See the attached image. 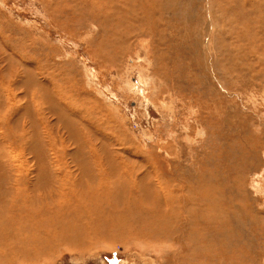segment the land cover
<instances>
[{"label":"rangeland","instance_id":"rangeland-1","mask_svg":"<svg viewBox=\"0 0 264 264\" xmlns=\"http://www.w3.org/2000/svg\"><path fill=\"white\" fill-rule=\"evenodd\" d=\"M261 16L264 0H0V166L28 189L40 166L52 184L101 170L160 203L115 228L106 192L85 245L19 264H264Z\"/></svg>","mask_w":264,"mask_h":264},{"label":"bare ground","instance_id":"bare-ground-1","mask_svg":"<svg viewBox=\"0 0 264 264\" xmlns=\"http://www.w3.org/2000/svg\"><path fill=\"white\" fill-rule=\"evenodd\" d=\"M260 21H264V17L262 19V16H261L260 17ZM259 27H260V25H259ZM112 32L114 33L113 30H112ZM114 35L116 36L117 34H114ZM40 86L43 87L42 84ZM37 87H38V85H37ZM5 89L6 88L4 87V90ZM40 90H42V88L38 87V92ZM45 91H46V89H45ZM6 97H7V95H6ZM6 99H9V98H6ZM52 101H51V103H52ZM1 121H0V123H1ZM74 128H76V127H74ZM0 135H2V133ZM16 135H18V134H16ZM0 139H2V138H0ZM3 144L4 143H2V145H1L2 147L5 145V144L4 145ZM4 149H5V146H4ZM4 152H5V150H4ZM42 155H45V154H42ZM54 158H56V157H54ZM95 159H97V157ZM44 161L45 160L43 159L42 162H44ZM9 165H11V164H9ZM9 165H8V168H11ZM38 165H39V163H38ZM14 166H15V164H14ZM20 167H22V166H20ZM135 167H137V166H135ZM27 168L25 170H27ZM58 169L56 168V170L53 171L49 167H42V169H41V166H40V169L37 170L36 173H34L35 181H34L33 185L31 184L32 188L28 189L29 188L28 186H26V185L23 186V183H25V184L27 183V177H29V176H27L28 173H26V171H23V173L20 172V171L19 172L18 171L14 172L11 169L7 170L6 167L3 168V166H0V264H19V263H23L24 261H22V260L27 259L33 251H35L36 254L40 253V255H41L42 252H43V249H40V248L42 246H50L52 249L53 248H57L59 246L73 248L75 240L73 241L72 239H74V238L76 239V235L81 236L80 235L81 232H85L86 233V232H88V230H90L92 232L98 230L99 225L97 224V222L96 223L92 222V218L93 217H99V216H96V214H94L93 208H91V206L95 208L94 210L99 211L101 207L97 208L96 207L97 205L94 206L92 203L95 200L98 201L99 199H102V198H103V200H105L106 198H104V195H106L107 193H108V198H107V200L103 201L104 202V204H103L104 207L102 206L101 214L104 215V213L106 211L111 212L112 215H114L113 217L117 218L115 223H114V227L115 228H120V226L122 224L120 216L124 215L126 212H127V214H132V212L134 210H137V209L138 210H142L143 208H152V207H155V203H159V202H155L154 203V200H153L154 198H153V195H151V194L148 196V199H147V197H146V199H144V195H143L142 191L137 192L138 193V196H137L138 198L135 199L137 201L130 202L126 198L127 195L126 194H122V190L121 189L115 188L113 186V183H112L113 178H112V176L110 174L104 173L101 170H99V171L90 170V173H89L87 171V169L84 168L85 169L84 170V169L79 168L77 170L75 169V171L73 173L74 176L70 173L71 171L70 172L68 171L69 173H66V174H64L62 176H59V177H56L55 179H53V180H56L57 182H55V184H52L51 182H49L50 180L48 181V178L51 175V174L49 175V173L55 172V174H59V170ZM97 169H99V168H97ZM124 170H126V169L124 168ZM130 171L131 170H129L128 172H130ZM134 172L135 171H133V174H134ZM12 175H13V182H11V179H10V177ZM145 175L146 174H144V176ZM149 175L153 176L154 175V171L148 172V174L146 176H149ZM138 177H139V175H138ZM102 179H104V182H102ZM92 180H94V182H92ZM131 180H132V178H131ZM143 180H146V178L143 179ZM152 180H154V179H152ZM155 182H156V180H155ZM160 182L162 183V181H160ZM139 183L136 182L134 184H135V186H137ZM163 183H162V185H163ZM183 183H184V181H183ZM140 184H142V183H140ZM143 184H144V181H143ZM159 184L160 183H158L157 185H159ZM142 186H144V185H142ZM174 186H175V184H174ZM194 187H195V185H194ZM163 188L164 187L161 186V189H163ZM165 189L166 190H168V189L170 190V187L168 189L167 188H165ZM171 189H172V187H171ZM114 191H116V193L118 195V198H120L117 201L116 204L117 205H121L122 209H117L118 207L113 202H111V201L114 200L115 197L112 196V195H109V194H113ZM152 192L154 193V191H152ZM161 194L162 193H160V195ZM171 195H173V194H171ZM121 196H122V198H121ZM169 196L166 193H164L163 198L165 199L166 202H168L167 200L169 199ZM175 196H177V195H175ZM181 197H183V196H181ZM160 198H162V197H160ZM178 198H180V197H178ZM173 199H175V197ZM169 204L171 205L172 203H169ZM169 204H167V205H169ZM191 204L194 205V203H192V202H191ZM170 205H169V207H170ZM184 205L186 206V204H184ZM170 209H171V207H170ZM207 209H208V207H207ZM207 209H206V211H207ZM121 210H122V212L120 213ZM184 210H186V209L184 208ZM193 211L194 210H192V212ZM199 211H202V210L199 209ZM203 211H205V210H203ZM21 212L23 214H27L28 216L21 215ZM166 212H168V211H166ZM183 212H185V211H183ZM186 212H188V211H186ZM162 214H159V215H162ZM215 214H217V213H215ZM164 215L166 216L165 212H164ZM164 215H162V218H163ZM202 215H203V213H202ZM188 216H189V214H188ZM193 216H194V214H193ZM217 216H218V214H217ZM214 220H215V218H214ZM143 221H146V220H143ZM204 222H206V221H204ZM136 223L138 224V222H136ZM148 225H149V223H148ZM130 226L132 227V224ZM143 226H145V225H143ZM186 228H188V227H186ZM128 229H130V228H127V230ZM169 229H170V227H169ZM170 230H172V229H170ZM125 232H126V230H125ZM85 233H84V239L82 237V239L84 241L76 239L78 242H81V244L82 243L83 244L86 243L87 242L86 240L89 238V236H87V237L85 236ZM115 233H116V231H115ZM133 233H134V231H133ZM139 233L141 234V232H139ZM146 234H148V233H146ZM94 237H96V236H94ZM134 239H133V242H135ZM156 239H157V237H156ZM130 240H132V239H130ZM182 240H183V238H182ZM163 247H164V245H163ZM192 256H193V254H192Z\"/></svg>","mask_w":264,"mask_h":264}]
</instances>
